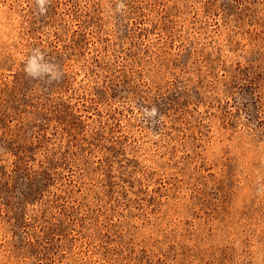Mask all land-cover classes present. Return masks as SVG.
<instances>
[{
  "label": "rangeland",
  "instance_id": "rangeland-1",
  "mask_svg": "<svg viewBox=\"0 0 264 264\" xmlns=\"http://www.w3.org/2000/svg\"><path fill=\"white\" fill-rule=\"evenodd\" d=\"M0 264H264V0H0Z\"/></svg>",
  "mask_w": 264,
  "mask_h": 264
}]
</instances>
